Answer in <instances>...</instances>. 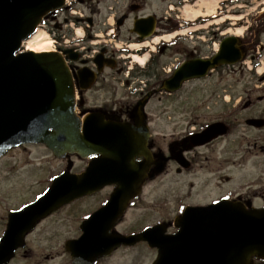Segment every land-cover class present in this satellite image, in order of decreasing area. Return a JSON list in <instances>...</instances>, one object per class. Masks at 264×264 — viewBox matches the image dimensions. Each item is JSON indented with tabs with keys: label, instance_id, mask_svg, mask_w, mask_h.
Returning <instances> with one entry per match:
<instances>
[{
	"label": "water",
	"instance_id": "1",
	"mask_svg": "<svg viewBox=\"0 0 264 264\" xmlns=\"http://www.w3.org/2000/svg\"><path fill=\"white\" fill-rule=\"evenodd\" d=\"M63 5L64 0H0V158L24 143H43L59 159L93 157L82 173L71 172L74 162L69 160L42 195L10 212L0 239V264H8L16 250L25 246L26 236L40 220L110 184L116 187L109 200L83 222L81 237L66 243L73 264H93L122 244L142 240L158 248L153 264H254V257L264 258V207L248 208L226 199L187 208L176 219L180 230L173 235H166L161 224L131 235L114 230L146 180L162 172L165 161L162 156L155 159L150 151L145 99L134 112L135 122L113 121L100 112L81 119L75 111L70 69L61 53L16 55L43 17ZM244 56L241 40L227 37L216 55L185 63L164 81L162 89L176 91L186 80L235 64ZM221 125H210L193 135L192 142L212 139L222 132ZM139 156L144 158L136 161Z\"/></svg>",
	"mask_w": 264,
	"mask_h": 264
},
{
	"label": "flooded vegetation",
	"instance_id": "2",
	"mask_svg": "<svg viewBox=\"0 0 264 264\" xmlns=\"http://www.w3.org/2000/svg\"><path fill=\"white\" fill-rule=\"evenodd\" d=\"M211 1L213 0H124L119 9L115 0H69L64 9L49 13L42 24V30L48 31L53 39L50 50L61 52L69 66L74 83L76 114L80 118L84 119L92 113L100 112L113 121L135 122L134 112L145 99V122L149 126L148 108L156 97L162 101L165 95L181 92L185 84L206 80L213 74L221 75L219 79L223 81L227 69L236 68L237 65H220L210 71L205 78L186 82L176 92L158 91L168 77L189 61L212 58L221 42L227 37L241 38L245 48V58L238 65L239 71L243 78L253 74L255 83L249 86L247 81L242 82L239 99L230 96L220 98L219 104L223 107L220 106V113L216 118H207L205 114L201 118L200 112L210 109L207 100L198 106L192 104L188 106L190 99L188 102L178 100L177 109L180 115L188 117V123L185 126V121L181 122L182 131L162 144L154 139L149 127L150 151L155 159L162 156L165 161L162 172L153 180L172 174L176 181L181 182L186 188L179 194L178 205L173 215L146 225L163 223L166 235L174 234L180 229L175 226L174 221L184 214L187 207L207 205L222 198L253 205V195L249 196L237 191L233 193L228 191L210 201L187 200L195 194L193 188L197 185L207 186L215 179L221 184L230 181V175L222 172L225 167L244 164L240 154H236L239 159H235L230 164L226 155L231 151L229 145L220 144L222 138L236 135L240 129L238 118L240 112L245 113L243 124L254 130L264 131V18L254 19L255 28L252 27L249 33L255 29L257 31L255 37L246 34L248 18L245 19L247 7L251 8L253 4L259 7L264 0H219L215 12L210 14L204 3ZM114 11L116 13L109 16ZM193 13L196 14L193 16ZM150 24L154 26L148 29ZM232 25L242 29V33L236 34L238 28L232 30ZM169 36H173L174 39L167 40ZM200 40L204 41L205 48L200 44ZM171 57H174V63L168 66L167 59ZM137 58H144V63L140 64ZM106 90L109 91L108 94L105 93ZM95 94L101 96L104 94L106 97L99 101L94 100ZM215 102L218 103L219 99H215L212 104ZM168 110L169 108L164 105L163 113L167 114ZM214 123L222 124V132L210 140L197 144L192 142L193 135L200 134ZM254 147L257 145L254 144ZM259 149L264 151V144L260 145ZM136 159L140 160L143 157ZM87 165L88 159L84 161V168L80 171H84ZM148 181L146 184L149 183ZM110 187L113 190L114 186L110 185ZM99 192L83 198L92 197ZM260 197L262 204H256L257 207L264 205V193ZM132 206L133 202L130 208ZM91 214L82 216L80 234L83 221ZM125 219L126 215L118 220L117 229ZM7 222L8 215L3 220V231L7 227ZM144 228L130 233L139 232ZM139 244H146L149 247L146 241L136 245ZM136 245H122L111 255L100 258L94 264H100L122 248ZM25 248H20L17 252L26 251ZM151 249L158 253L157 248ZM254 264H264V258H255Z\"/></svg>",
	"mask_w": 264,
	"mask_h": 264
},
{
	"label": "rangeland",
	"instance_id": "3",
	"mask_svg": "<svg viewBox=\"0 0 264 264\" xmlns=\"http://www.w3.org/2000/svg\"><path fill=\"white\" fill-rule=\"evenodd\" d=\"M115 3L121 9L124 0H115ZM251 6L246 10L245 19L248 18L246 34L249 37L251 35L255 37L257 34L255 29L249 32L252 27L255 28L254 19L264 18V3L259 7L255 4ZM114 13L116 11L109 16H113ZM230 15L233 14L230 13ZM235 27L238 28L232 25V30H235ZM200 41L202 47L205 48L204 41ZM32 44L35 45L36 42ZM173 61L174 57L168 58L166 65L172 66ZM249 61L248 58L247 62ZM238 65L236 68L227 69L223 81L219 79L221 75L213 74L206 80L185 84L181 92L165 95L162 101L156 97L148 108L154 139L162 144L174 134L182 131L181 122L185 121L184 125H187L188 117L180 115L177 109L178 100L188 102L190 99L188 106H198L207 100L210 109L200 112L201 118L204 114L207 118H216L222 106L219 104L220 98L230 96L239 99L242 82L247 81L249 86H252L255 78L253 74H248L247 78H243ZM108 92V90L105 91L106 94ZM93 97L94 100L99 101L106 95L95 94ZM215 99H219V102L212 104ZM164 101H166L165 104ZM164 105L169 108L167 114L163 113ZM243 115H245L244 112L238 114L240 129L236 135L222 138L220 144L229 145L231 151L226 155L230 164L235 159H239L236 154H240L242 156L240 159L245 166L243 164L242 166L225 167L222 172L230 175V181L221 184L215 179L207 186L197 185L193 188L195 194L187 200L210 201L228 191L232 193L237 191L249 196L253 195L252 202L255 206L262 204L260 195L264 193V151H260L259 148L264 144V131L254 130L243 124ZM254 144L257 147H254ZM212 156L214 157L215 154ZM70 159L74 162L73 172H79L81 168H84L85 160L77 156H70ZM68 160L55 157L44 144L35 143L11 149L9 153L0 158V236L3 232V220L9 211L17 210L40 196L50 185L53 177L65 170ZM211 166L215 167L212 164ZM180 183L172 174L160 176L147 183L143 188L142 196L128 210L125 222L119 226L118 230L122 233H130L148 224H153L161 218L173 215L178 205L177 199L180 192L186 190ZM111 191L112 187L107 186L92 197L80 199L59 209L39 224L36 230L28 236L26 251L19 250L10 264H72V258L65 248V242L80 235L79 226L83 219L82 216L92 213L96 207L104 203ZM156 255L154 249L146 244H139L135 247L120 249L100 264H152Z\"/></svg>",
	"mask_w": 264,
	"mask_h": 264
},
{
	"label": "bare ground",
	"instance_id": "4",
	"mask_svg": "<svg viewBox=\"0 0 264 264\" xmlns=\"http://www.w3.org/2000/svg\"><path fill=\"white\" fill-rule=\"evenodd\" d=\"M219 0H213L211 2H205V6H207V10L208 13H214L215 8L218 4ZM199 13V11H198ZM196 13H193V16ZM233 19H238V17H233ZM242 33V29H237L236 30V34H241ZM172 37V36H171ZM171 37H167L168 39H170ZM158 40V39H157ZM32 42H36V44H29V50L34 51L35 53L38 52H43V51H51L50 49L51 47V39L48 37L47 34H45L44 32H39L38 34H36L33 39L31 40ZM139 61H144V58H137Z\"/></svg>",
	"mask_w": 264,
	"mask_h": 264
}]
</instances>
